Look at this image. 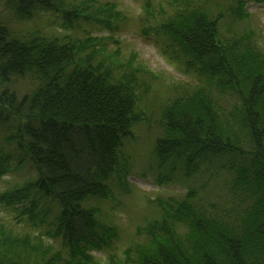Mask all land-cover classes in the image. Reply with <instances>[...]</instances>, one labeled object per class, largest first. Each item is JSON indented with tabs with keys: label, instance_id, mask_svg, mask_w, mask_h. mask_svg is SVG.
Segmentation results:
<instances>
[{
	"label": "trees",
	"instance_id": "trees-1",
	"mask_svg": "<svg viewBox=\"0 0 264 264\" xmlns=\"http://www.w3.org/2000/svg\"><path fill=\"white\" fill-rule=\"evenodd\" d=\"M168 8L159 17L145 9L166 51L236 103L225 112L210 90H199L159 107L150 170L159 183L209 175V168L219 179L225 171L236 208L197 201L195 188L183 198H156L147 241L128 246L123 260L111 254L108 264H264V54L247 47L249 35L220 36L221 14L212 20L204 5L169 0ZM116 9L97 0H0V180L25 162L29 171L0 195V208L67 252L0 222V264H96L92 252L113 247L117 225L99 221V203H117L112 188L130 193L121 148L143 121L134 74L117 78L97 61L91 34L67 39L41 33L37 23L57 14L63 31L74 30L121 20Z\"/></svg>",
	"mask_w": 264,
	"mask_h": 264
},
{
	"label": "rangeland",
	"instance_id": "rangeland-1",
	"mask_svg": "<svg viewBox=\"0 0 264 264\" xmlns=\"http://www.w3.org/2000/svg\"><path fill=\"white\" fill-rule=\"evenodd\" d=\"M97 1L116 4V11L121 14V20L97 19L99 24L92 22L89 25L80 22L79 29L63 31L60 28L58 15L47 14L46 17L51 19V23L39 20L37 26L43 33L66 36L67 39L72 37L78 41H87L88 35L91 34L97 45L95 51L100 53L97 56L99 58L96 57L97 61H103L106 66L113 67L114 76L117 78L134 74L135 80L132 86L143 121L137 124L132 131V137L125 140L121 148V154L124 157L121 160V167L126 162L130 173L125 182L130 193L125 194L112 188L113 192L117 193V201L114 196V201L117 203L111 204L110 198L99 203L102 211L99 221L108 225L111 221L115 223L117 236L111 249L92 252L96 264H108L111 254L123 260V251L128 246L137 242L139 245L144 244L147 241L145 231L148 225L146 223L153 219L151 215L156 211L154 207L156 198L164 200L183 198L187 190L195 188L198 190L197 201H204L214 208L221 207L222 209L226 208L224 203H227L229 211L232 207L235 211L237 200L228 191L226 183L230 175L227 172H221L218 179L215 174L216 169L209 168V173H211L209 175L198 174L186 180L180 174H174L170 176L172 180L168 183H159L156 180L157 172L150 170L152 164L150 154L153 149V140L161 132L159 107L161 108L168 100H173L180 95H193V91L204 90L206 93L210 90L213 100L225 112L231 110L236 100L219 84V88L214 86V81L212 83L203 77V73L187 71L182 61L166 51V42L161 36L155 34L157 22L150 17H145V9L147 8L150 15L159 17L161 10L162 12L169 10V0ZM190 1L191 4L204 5L212 20L216 18L215 15L221 14L220 36L232 39L235 35H249L251 40L249 41L250 38L247 37L249 41L245 42L247 47H252V50L257 48L260 53L264 54V0ZM66 2H83V0H66ZM236 8L239 10L238 14L232 12V9ZM28 26L24 25L23 28L28 29ZM23 28L18 26V29ZM226 46L230 49H243L244 51L245 45L228 43ZM234 67L236 68V65ZM218 79L227 82V78ZM27 163L25 162L16 170L12 168L11 172L0 180V195L9 189L13 182L20 183L28 179L29 171L25 169L28 168ZM157 214L159 215V212H156V217ZM0 222L16 232L41 236V239L45 240L48 245L53 246L54 251H61L66 256L67 252L62 248L59 239L54 240L48 237L43 232H39V228H32L24 221L18 222L11 211L0 208ZM139 228L142 230L138 231Z\"/></svg>",
	"mask_w": 264,
	"mask_h": 264
}]
</instances>
